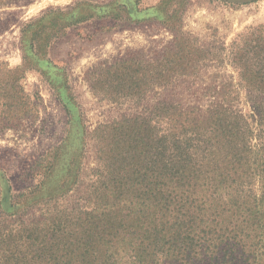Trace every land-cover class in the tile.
Listing matches in <instances>:
<instances>
[{"label": "trees", "instance_id": "16d2710c", "mask_svg": "<svg viewBox=\"0 0 264 264\" xmlns=\"http://www.w3.org/2000/svg\"><path fill=\"white\" fill-rule=\"evenodd\" d=\"M53 15L65 14L50 9L28 27ZM253 30L234 45L239 84L188 82L220 60L147 61L145 93L159 88V106L99 126L112 147L100 150L105 170L86 200L96 205L1 232L0 264H264V43ZM136 65L103 71L120 89Z\"/></svg>", "mask_w": 264, "mask_h": 264}, {"label": "rangeland", "instance_id": "374dc122", "mask_svg": "<svg viewBox=\"0 0 264 264\" xmlns=\"http://www.w3.org/2000/svg\"><path fill=\"white\" fill-rule=\"evenodd\" d=\"M1 2L0 235L96 205L86 200L105 170L100 150L112 147L111 131L99 126L159 106V88L145 93L147 61L220 60L188 82L196 89L239 84L234 45L251 29L260 50L264 43V0ZM50 9L65 15L28 27ZM122 60L137 61L135 87L127 80L118 89L113 73L103 71ZM239 89L249 113L247 91ZM118 93L128 98L114 100Z\"/></svg>", "mask_w": 264, "mask_h": 264}]
</instances>
